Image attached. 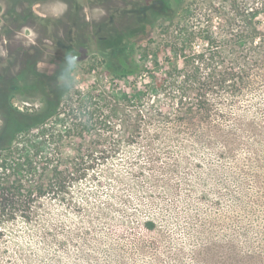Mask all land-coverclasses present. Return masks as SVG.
I'll list each match as a JSON object with an SVG mask.
<instances>
[{"label":"rangeland","instance_id":"1","mask_svg":"<svg viewBox=\"0 0 264 264\" xmlns=\"http://www.w3.org/2000/svg\"><path fill=\"white\" fill-rule=\"evenodd\" d=\"M100 1L86 7V35L0 34V129L9 110L41 108L43 92L30 87L38 74L66 75L72 64L58 128L68 131L63 156L85 171L65 203L44 200L37 222L9 225L0 264H264V72L256 70L264 63H249L251 87L225 110L237 124L226 127L227 144L153 130L132 143L115 114L127 82L102 63H120L124 49L139 63H165L178 28L153 19L176 0ZM204 1H188L192 24ZM0 2L1 16L10 4ZM55 2L32 12H70L72 1ZM184 18L180 11L176 22Z\"/></svg>","mask_w":264,"mask_h":264},{"label":"trees","instance_id":"2","mask_svg":"<svg viewBox=\"0 0 264 264\" xmlns=\"http://www.w3.org/2000/svg\"><path fill=\"white\" fill-rule=\"evenodd\" d=\"M188 1H174L166 14L153 19L154 25L164 21L178 28L168 33L165 63H139L135 52L125 55V49L120 63H102L108 74L127 82L116 90L115 114L132 143L153 130L159 138L195 133L198 141L216 138L227 144L224 131L229 126L234 132L237 124L225 110L237 106L236 98L251 87L249 63H264V0L200 2L204 12L193 24ZM180 11L185 18L176 22ZM149 43L156 41L151 37ZM71 66L66 75L38 74L32 80L30 87L43 92L40 109L6 112L0 129V242L9 225L37 222L42 201L65 203L72 185L85 176L80 159L63 156L68 131L58 128L65 124L60 107L71 100ZM256 70L264 72V67Z\"/></svg>","mask_w":264,"mask_h":264},{"label":"flooded vegetation","instance_id":"3","mask_svg":"<svg viewBox=\"0 0 264 264\" xmlns=\"http://www.w3.org/2000/svg\"><path fill=\"white\" fill-rule=\"evenodd\" d=\"M72 1L70 12L57 13L54 17H41L32 12L45 3ZM100 0H4L10 4L7 13L0 16L1 35H21L28 30L45 31L51 35H86V7L98 6ZM1 3V2H0ZM97 4V5H96ZM28 8V10H27ZM11 10V11H9ZM31 10V11H30ZM98 32V30H97ZM100 32V31H99ZM37 33V32H36Z\"/></svg>","mask_w":264,"mask_h":264}]
</instances>
